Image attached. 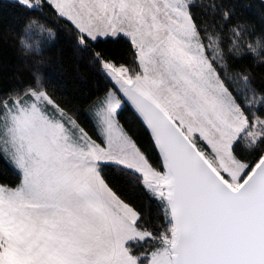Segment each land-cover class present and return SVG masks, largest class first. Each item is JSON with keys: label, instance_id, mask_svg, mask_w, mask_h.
Segmentation results:
<instances>
[{"label": "snow or ice", "instance_id": "obj_1", "mask_svg": "<svg viewBox=\"0 0 264 264\" xmlns=\"http://www.w3.org/2000/svg\"><path fill=\"white\" fill-rule=\"evenodd\" d=\"M18 2L70 23L107 85L92 108L96 138L39 76L0 94V156L19 173L0 185V264H264V88L234 67L264 68V35L234 24L224 0L204 20L192 0ZM121 36L131 63L96 47ZM125 106L154 160L121 124ZM106 168L144 189L158 224Z\"/></svg>", "mask_w": 264, "mask_h": 264}, {"label": "trees", "instance_id": "obj_2", "mask_svg": "<svg viewBox=\"0 0 264 264\" xmlns=\"http://www.w3.org/2000/svg\"><path fill=\"white\" fill-rule=\"evenodd\" d=\"M192 14L197 20L210 16L206 6L212 0H193ZM217 3L220 0H216ZM233 13V23L247 25L257 39L264 35V0H224ZM35 21V23H32ZM29 45L23 48L20 40ZM99 50L131 63L128 40L109 38L96 46ZM235 68H248L254 86L264 88V68L251 58L234 64ZM39 76L50 95L75 115L87 132L96 138L92 108L104 94L107 81L101 78L97 67L87 53L77 47L70 23L59 19L46 4L28 9L19 2L0 0V94L30 85ZM119 120L139 146L154 160L155 149L149 134L129 106L119 113ZM251 159V156L247 157ZM111 186L135 209L158 224L159 211L155 201L143 188L131 182L118 169H105ZM19 182L18 170L0 156V185L14 186Z\"/></svg>", "mask_w": 264, "mask_h": 264}, {"label": "rangeland", "instance_id": "obj_3", "mask_svg": "<svg viewBox=\"0 0 264 264\" xmlns=\"http://www.w3.org/2000/svg\"><path fill=\"white\" fill-rule=\"evenodd\" d=\"M10 1H15V2H18V0H10ZM193 1V0H192Z\"/></svg>", "mask_w": 264, "mask_h": 264}]
</instances>
